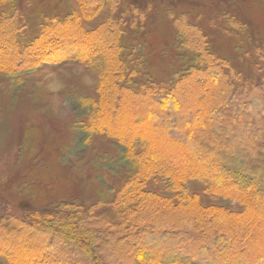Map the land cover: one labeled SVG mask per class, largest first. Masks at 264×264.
I'll use <instances>...</instances> for the list:
<instances>
[{"label": "trees", "instance_id": "16d2710c", "mask_svg": "<svg viewBox=\"0 0 264 264\" xmlns=\"http://www.w3.org/2000/svg\"><path fill=\"white\" fill-rule=\"evenodd\" d=\"M121 2L78 0L79 14L49 20L34 39L22 42L24 26L17 19L16 8L9 4L12 13L2 12L9 0H0V71L13 74L35 68L43 60L85 61L108 54L104 59L107 69L100 76L101 83L108 82L106 105L115 107L127 93L135 99L147 96L160 108L172 103L181 113L177 96L190 95L194 88V98L183 101L190 108L185 127L180 130L182 117L153 111L151 116L164 127L169 144L167 153L150 152L147 161L133 153L131 141L140 138L152 144L160 139L130 131L125 142L128 157L137 162L136 169L124 175L106 201H71L67 210L60 206L1 216L0 257L5 264H20L11 249L21 246L30 253L44 248L28 264H264V63L247 78L227 60L209 53L202 42L184 35L183 44L199 55L202 66L190 68L171 85L154 83L142 85L141 91L131 90L119 84L126 69L120 56L121 36L128 26L138 23L139 15L140 20L147 15L132 0L117 15ZM104 4L109 6V16L96 28L84 29L81 20L94 18ZM96 36L101 38L94 39ZM7 54L10 58L4 57ZM111 56L117 60L115 67L108 63ZM102 100L104 103L103 97L99 102ZM103 114L105 109L99 108L92 119L102 120ZM140 115L151 119L150 111ZM198 158L203 162L196 165ZM151 168L169 179L178 192L183 189L184 193L181 183L194 177L212 194L241 202L244 212L216 206L202 211L198 204L184 199L183 213H171L177 205L148 198L144 190L145 178L154 175ZM103 204L114 207L116 214L109 215L103 207L95 209ZM159 204L168 210L160 212ZM191 207L196 216L186 213ZM168 212L171 215L166 217ZM38 237L46 238L44 246ZM121 244L123 249H119Z\"/></svg>", "mask_w": 264, "mask_h": 264}, {"label": "rangeland", "instance_id": "374dc122", "mask_svg": "<svg viewBox=\"0 0 264 264\" xmlns=\"http://www.w3.org/2000/svg\"><path fill=\"white\" fill-rule=\"evenodd\" d=\"M126 1L122 0L117 15ZM132 1L147 16L140 20L139 15L138 23L128 26L121 36L124 44L120 56L126 69L119 84L124 87L141 91L142 85H171L190 68L201 67L199 55L183 44L184 35L202 42L209 53L227 60L230 67L247 78L264 63V0ZM9 4L16 8L17 19L23 23L22 42L34 39L45 22L80 13L78 0H9L1 7L2 12L12 13ZM109 13L108 4H104L94 18L81 20L83 28H96ZM7 53L11 52L7 49ZM107 55L85 61L43 60L35 68L13 74L0 71V217L8 213L25 215L27 210L40 208L51 211L64 206L67 210L66 204L71 201L88 203L102 198L106 201L124 181V175L136 169L137 162L128 157L125 142L131 132L153 134L160 139L150 144L133 138V153L143 156L145 161L150 152H168L169 138L159 120L151 116L153 111L180 116V130L185 127L184 119L190 108L183 101L194 98V88L190 95L185 92L177 96L181 113L172 108L175 106L172 103L162 104L160 108L147 96L135 99L127 93L115 107L106 105L108 82L101 83L100 76L102 69H107L104 60ZM116 61L111 56L108 63L115 67ZM102 97L104 103L99 102ZM102 107L103 119H92ZM147 111L151 119H142L140 114ZM196 161L199 165L202 160ZM171 184L169 179L154 172L145 178L144 190L149 193L148 198L154 196L177 205L171 213H183L184 199L198 204L202 211L216 206L244 212L241 202L212 194L194 177L181 183L184 193ZM102 207L109 215L116 214L110 205L95 209ZM157 210L168 209L159 204ZM185 211L197 215L192 207ZM36 240L44 246L46 238ZM59 245L65 251L63 244ZM43 250L30 253L21 246L11 249L20 264H28ZM5 262L0 257V264Z\"/></svg>", "mask_w": 264, "mask_h": 264}]
</instances>
